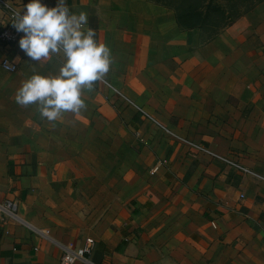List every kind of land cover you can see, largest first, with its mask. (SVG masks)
<instances>
[{
  "label": "crops",
  "instance_id": "1",
  "mask_svg": "<svg viewBox=\"0 0 264 264\" xmlns=\"http://www.w3.org/2000/svg\"><path fill=\"white\" fill-rule=\"evenodd\" d=\"M23 10L30 0H14ZM58 0H41L49 8ZM107 45L105 77L172 132L264 176V6L211 40L148 0H66ZM5 17L0 11V29ZM0 43V264H264V185L163 134L97 82L80 114L42 119L15 94L58 76Z\"/></svg>",
  "mask_w": 264,
  "mask_h": 264
},
{
  "label": "clouds",
  "instance_id": "2",
  "mask_svg": "<svg viewBox=\"0 0 264 264\" xmlns=\"http://www.w3.org/2000/svg\"><path fill=\"white\" fill-rule=\"evenodd\" d=\"M6 7L10 5L5 4ZM19 11L11 8L12 25L18 33L20 49L32 61L48 59L63 51L65 63L58 76L33 75L16 91V103L22 107L38 105L42 119L55 122L64 113L80 114L87 104L83 89L94 90L104 81L115 62L110 48L98 43L95 31L87 28L86 12L72 13L66 0L49 8L41 0L30 2Z\"/></svg>",
  "mask_w": 264,
  "mask_h": 264
},
{
  "label": "built area",
  "instance_id": "3",
  "mask_svg": "<svg viewBox=\"0 0 264 264\" xmlns=\"http://www.w3.org/2000/svg\"><path fill=\"white\" fill-rule=\"evenodd\" d=\"M6 2L8 5H10V7L5 6ZM11 8H14L17 11L20 10L19 5H17V3L14 0H0V11L3 13L5 17V23L3 27L0 29V43L4 45L15 44L18 41L19 35H20V33H18L12 25V15L13 14H12ZM61 52L63 53L62 50ZM0 66L4 71L8 73H14L17 70V66L11 63L7 58H4L1 60ZM100 83H102L105 87L109 88L112 94L117 99H119L123 104L134 109L136 113L142 119L149 121L153 126L159 129L163 134L178 141L179 143L186 146L194 153L206 155L210 159L219 161L224 166L233 168L234 170L238 171L242 175H247L249 177H252L256 181L264 185L263 175L253 172L252 170L248 169L247 167L243 166L242 164L233 160L230 157L219 156L211 152L210 150H208L202 145H199L197 143L187 140L186 138L178 136L177 134L172 132L170 129H168L166 126L162 125L156 118H154L150 113H148L141 106L137 105L136 103L131 101L128 97L123 95L120 91L112 87L107 81L105 80L100 81ZM16 208H17V205L13 201H4L2 203L0 202V213L3 211H8L13 214L16 211ZM89 251H90V244L89 242H85V244L79 249H76L74 251L64 252L63 255L60 257V264H75L76 262H81V261L84 262L85 255L89 254Z\"/></svg>",
  "mask_w": 264,
  "mask_h": 264
},
{
  "label": "trees",
  "instance_id": "4",
  "mask_svg": "<svg viewBox=\"0 0 264 264\" xmlns=\"http://www.w3.org/2000/svg\"><path fill=\"white\" fill-rule=\"evenodd\" d=\"M158 6L171 11L177 24L187 22L181 29L197 28L205 32L210 27L213 34L211 40L219 35L224 29L233 24L236 20L251 11L254 5L264 3V0H253L250 7L242 12L235 9L237 0H148ZM234 6V7H233ZM188 18H197L198 22L188 25ZM202 34V33H201Z\"/></svg>",
  "mask_w": 264,
  "mask_h": 264
},
{
  "label": "rangeland",
  "instance_id": "5",
  "mask_svg": "<svg viewBox=\"0 0 264 264\" xmlns=\"http://www.w3.org/2000/svg\"><path fill=\"white\" fill-rule=\"evenodd\" d=\"M254 3V1L253 0H237V3L236 4H234L235 5V9L240 13V12H242V11H244V10H246L247 8H249L250 6V3ZM259 6H264V3H259V4H256V5H254V7H253V9H251V11H253L255 8H257V7H259ZM234 7V6H233ZM251 11H249V12H251ZM248 12V13H249ZM196 22H198V19L197 18H193V20L192 19H189L188 18V25L189 24H192V23H196ZM187 22H182V24H178V26L179 27H182V25L183 26H186L187 24H186ZM231 26V25H230ZM228 28V27H227ZM226 28V29H227ZM225 30V29H224ZM223 30V31H224ZM213 31L214 30H212L210 27H207L206 28V31L205 32H201L202 34H201V38L203 39V41H206L207 39H209V37H211L212 36V34H213ZM222 31V32H223Z\"/></svg>",
  "mask_w": 264,
  "mask_h": 264
}]
</instances>
